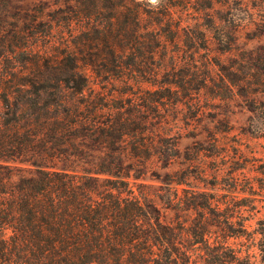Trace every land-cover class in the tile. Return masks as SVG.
Instances as JSON below:
<instances>
[{
  "label": "trees",
  "instance_id": "1",
  "mask_svg": "<svg viewBox=\"0 0 264 264\" xmlns=\"http://www.w3.org/2000/svg\"><path fill=\"white\" fill-rule=\"evenodd\" d=\"M97 6L59 7L38 25L26 23L31 13L14 14L0 31V264H264L263 222L247 237L255 260L230 245L246 226L235 227V212L222 211L213 194L178 193L176 173L156 187L136 182L137 148H123L140 127L129 112L87 97L80 69L104 80L154 77L137 58L151 59L149 48L171 32L169 10L144 26L137 4L112 5L106 16ZM118 12L126 25L114 24ZM53 23L64 29L58 41ZM32 35L44 47L32 46ZM22 53L31 56L16 58Z\"/></svg>",
  "mask_w": 264,
  "mask_h": 264
},
{
  "label": "rangeland",
  "instance_id": "2",
  "mask_svg": "<svg viewBox=\"0 0 264 264\" xmlns=\"http://www.w3.org/2000/svg\"><path fill=\"white\" fill-rule=\"evenodd\" d=\"M96 2L105 16L115 14L112 5H139L144 26L149 16L162 18V11L169 10L171 32L149 48L151 59L137 58L141 68H155L154 77L104 80L90 69H80L88 77L87 97L129 112L134 126L140 127L123 148L129 154L131 143L137 148L134 168L142 177L136 182L156 187L165 173H176L184 180L173 185L178 193L187 188L213 194L222 211L235 212V227L241 222L246 226L242 236L229 238L230 245L258 260L259 250L247 237L256 222L264 223V0ZM82 4L87 0H0V31L8 22H17L14 14L31 13L26 23L35 25L48 18L46 12L80 9ZM117 14L114 24L126 25L124 16ZM53 28L58 41V30L64 29L57 23ZM172 35L174 40L169 39ZM30 44L45 45L34 35ZM39 70L53 76L51 69ZM162 211L166 220L175 219L173 210Z\"/></svg>",
  "mask_w": 264,
  "mask_h": 264
}]
</instances>
